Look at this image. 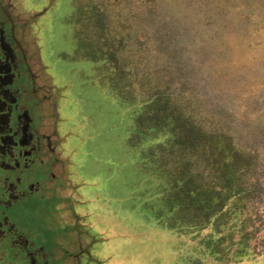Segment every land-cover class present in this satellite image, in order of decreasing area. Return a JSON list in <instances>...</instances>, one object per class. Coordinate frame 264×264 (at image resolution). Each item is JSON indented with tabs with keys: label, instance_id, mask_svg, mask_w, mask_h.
Here are the masks:
<instances>
[{
	"label": "rangeland",
	"instance_id": "obj_1",
	"mask_svg": "<svg viewBox=\"0 0 264 264\" xmlns=\"http://www.w3.org/2000/svg\"><path fill=\"white\" fill-rule=\"evenodd\" d=\"M8 6L52 82L67 84L74 175L80 192L99 193L98 217L81 225L113 236L99 247L112 255L105 264H264V0ZM186 56L195 74L162 65ZM203 201L228 213L195 221Z\"/></svg>",
	"mask_w": 264,
	"mask_h": 264
},
{
	"label": "flooded vegetation",
	"instance_id": "obj_2",
	"mask_svg": "<svg viewBox=\"0 0 264 264\" xmlns=\"http://www.w3.org/2000/svg\"><path fill=\"white\" fill-rule=\"evenodd\" d=\"M23 28L0 0V264H64L38 216L65 172L64 112Z\"/></svg>",
	"mask_w": 264,
	"mask_h": 264
},
{
	"label": "crops",
	"instance_id": "obj_3",
	"mask_svg": "<svg viewBox=\"0 0 264 264\" xmlns=\"http://www.w3.org/2000/svg\"><path fill=\"white\" fill-rule=\"evenodd\" d=\"M180 31L184 32L185 29L181 28ZM188 57L192 58L191 61L194 63V53L192 52ZM188 57H178L172 60L169 59V63L162 62V65H177L176 71H183L184 69L182 67L179 68L178 66H183L184 63H190L193 68L192 74H195L197 69L193 67L194 65H192V62ZM174 80L177 82L179 79L167 77L165 81L172 82ZM57 82L58 81L56 80L55 85L56 88L59 89V92L57 89L55 90L58 98L57 100L64 112V121H60L59 123L64 126V132L67 133V137L62 140L66 146V154L60 155V158L65 161V172L61 174L56 172L60 183L57 185V181L54 182L56 186L54 185V189L48 193L52 200L48 203H42L39 206L40 212L38 213V216L40 223H44L50 230L52 234V236H50L52 247H54L57 257L60 260L63 259L64 264H105L106 261H111L112 255L107 253V248H105V251H107L105 252L104 249L99 247H107L113 236H108L107 231H101L98 234L92 235L88 232L89 230L84 229L81 225L92 216L98 217L95 213V209L96 204L99 203V193L89 192L88 195H85V191L80 192V190L87 185L81 184L79 179L75 178L77 177L75 176V171L77 169L73 162L74 151L71 148V141L73 143L77 142L78 138H75L74 136L71 138V135L68 134L67 128H69L71 124L69 123L70 120L67 115L68 113L65 112L66 106H72H70L66 102V99L63 98L62 89L67 87V84L62 85L59 84V82L57 84ZM161 95L164 96L168 94L162 93ZM130 141L131 137L130 134H128L127 144L129 149L134 152V147H132ZM50 186H52V184ZM100 220L101 219H99V221ZM134 240L137 241L139 239L135 238ZM143 243L144 241L142 240L139 245ZM113 264L119 263L115 262Z\"/></svg>",
	"mask_w": 264,
	"mask_h": 264
},
{
	"label": "trees",
	"instance_id": "obj_4",
	"mask_svg": "<svg viewBox=\"0 0 264 264\" xmlns=\"http://www.w3.org/2000/svg\"><path fill=\"white\" fill-rule=\"evenodd\" d=\"M142 115H143V113H139L137 116L133 117V123H134L133 127L134 128L132 130H129V131H131V135H130L131 141H132L133 136H135V135H137L139 133L140 125H139V121L138 120L140 119V117ZM191 120H194V119L192 118ZM179 128H182V130H185V129L194 130L195 129V127H193V126L189 127V126H183V125L180 126ZM134 143L137 144L136 142H134ZM134 143H132V145H134ZM186 144H188V146H191V145L195 146L194 143H186ZM192 152L196 153L195 147L192 148ZM190 167H191L190 169L192 170V167H194V166H190ZM194 176H195V172L192 171V173L189 174V176H186L185 180L188 179V181H189V179H191L192 177L194 178ZM191 193L194 194V195L197 194V193H195V190H191ZM222 194L225 196L226 192H224ZM203 199H205V198H203ZM168 201H169V199H168ZM193 201H194V198H190L189 202H187L186 204H183L184 202H182L180 199L177 200L175 205L172 206V207L176 208L177 212L174 211L173 214L179 216L181 209L189 208L190 206H193V204H194ZM198 205H200V204H198ZM190 211H191L190 216L192 217L193 220L196 221V219L198 217L199 219L202 218V220H208V222H209L210 218H212V220H216L217 218H219V217L223 216L224 214L228 213V209H226V211H222L218 215L217 213L214 212L213 209L207 208L205 206V202L204 201L201 203L200 208L196 207V208L190 209ZM204 217H206V218H204ZM220 223H222V222H220Z\"/></svg>",
	"mask_w": 264,
	"mask_h": 264
}]
</instances>
